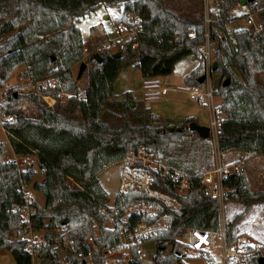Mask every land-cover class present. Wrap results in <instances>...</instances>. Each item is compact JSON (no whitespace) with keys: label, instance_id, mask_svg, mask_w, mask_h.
<instances>
[{"label":"trees","instance_id":"16d2710c","mask_svg":"<svg viewBox=\"0 0 264 264\" xmlns=\"http://www.w3.org/2000/svg\"><path fill=\"white\" fill-rule=\"evenodd\" d=\"M254 1L258 4L261 0L247 4L251 11L259 9L261 31L228 28L234 20L230 10L239 0H216L217 9L210 10L209 41L214 45L215 72L222 75L213 93L222 98L220 110L226 115L217 130L222 154L239 151L246 157L264 155V84L258 80L264 73V6L253 7ZM101 3L118 9L133 6L141 26L138 46L126 45L119 57L101 48L88 54L87 87L80 95L71 74V67L84 55L77 22ZM203 30L202 14L183 15L166 0H0V87L23 66L24 74L33 79L57 75L63 91L69 93L64 101L58 97L51 108L37 95L10 92V103L4 107L15 117L14 122L1 123L14 154L35 155L44 175L41 182L33 184L44 196V206L29 199L30 227L33 232L44 231L45 244L36 249L37 256L58 264L53 247L62 235H55V231L64 226L65 235L73 242L67 255L69 264H88L75 259L79 251L90 254L95 264H106L104 253L116 250L120 242V224L115 223L112 229L105 226L110 212L118 210L120 214L123 207L136 201L160 203L169 224L167 229L136 242L126 264H142L139 244L148 240L154 241L153 264H189L184 261L186 255L181 253L183 245L178 239L183 231L188 227L218 229L219 204L206 192L201 173H197L211 154V139L208 142L188 128L197 123L195 117L170 122L145 110L130 92L117 99L112 89L120 69L128 65L139 68L144 78L172 73L178 62L196 54ZM95 53L100 61L93 57ZM203 76L204 64L198 62L184 75L183 82L188 87L203 86L204 81H199ZM223 79H228L226 85ZM22 100L36 113L30 115L17 108ZM170 127L175 130L170 131ZM193 135L195 141L185 144ZM140 147L151 148L168 164L166 175L155 174L153 189L172 198L177 207L137 192L117 194L112 207L106 206L108 194L98 182V172ZM190 152H202L203 160L197 162ZM178 170L192 176L184 195L177 192L179 179L173 177ZM35 173L7 160L6 148L0 142V251L7 250L15 264L33 261L26 240L21 239L28 223L22 219L21 207L26 196L23 186L32 183ZM223 186L227 189L224 203L233 201L240 206L225 224L226 241L231 244L237 241L240 221L251 206L264 204V190L251 191L243 171L229 173ZM142 219L131 214L124 224L131 229ZM259 257V253L246 257L245 263L260 264Z\"/></svg>","mask_w":264,"mask_h":264},{"label":"built area","instance_id":"2783aa9c","mask_svg":"<svg viewBox=\"0 0 264 264\" xmlns=\"http://www.w3.org/2000/svg\"><path fill=\"white\" fill-rule=\"evenodd\" d=\"M257 2H253L256 7ZM255 12L250 11L244 18L245 27L254 31H261L262 24L254 19ZM211 18L208 10L205 9L203 16L204 30L202 33L203 41L196 46V53L201 57L204 64L205 81L203 86L190 87L189 93L192 98L204 104L209 113L208 127L210 136L217 141V130L223 118V112L220 110V104H216L213 89L210 82V72L213 58L211 56V44L209 41V24ZM140 22L133 16L128 17L123 14L120 18L119 14H113L108 20V29L110 37H107L102 43L95 46V49H103L110 53L120 52L126 45L130 44L135 48L138 46V38L140 34ZM84 54V53H83ZM86 55V54H85ZM83 55V56H85ZM49 92H45L48 91ZM10 92L20 94H33L39 96L48 107H53L57 98L64 93L60 79L57 75L48 76L42 79H33L30 75L21 73L14 83L5 82L0 90V122H14L15 117L4 111V107L10 103ZM83 97V96H80ZM21 111H27L28 107L25 102L20 101L16 105ZM149 107L145 106L147 110ZM3 128V127H2ZM4 129V128H3ZM222 153L218 146L214 153V165L212 168L201 172L200 181L205 187L206 192L217 199L219 209L224 206V196L227 189L223 186V179L231 172H239V164L229 163L223 164L221 161ZM15 161V160H14ZM121 171L118 184V194H126L129 192H140L155 196L161 200H167L169 197L156 193L153 189L155 183V174L161 171L166 175L169 167L166 163L153 159L148 152V148L140 147L137 151H129L121 160ZM174 178L179 179L177 186L178 191L188 190L189 182L192 176L174 171ZM177 191V192H178ZM32 207L29 205V199L25 196L24 204L21 207L22 219L27 223V231L21 236L27 241L26 249L32 254L34 250V242L38 241L34 238V232L30 227V214ZM115 216L121 221L120 242L116 250H121L123 246L133 245L134 243L147 239L158 232L167 229L169 217L166 212H162L160 203L136 201L122 208V212L114 211ZM131 214L139 215L143 219L137 222L131 229L125 226V221ZM146 218L151 219L147 221ZM226 218L224 215L219 216L218 229H200L197 227L186 228L182 235L178 238L183 247L195 251L205 264H236V259L241 253L237 243H227L225 234ZM64 244L67 248L72 249L73 242L71 239L63 237ZM218 248V253L213 252V247ZM140 255L143 256L142 248L139 247ZM115 251V250H114ZM90 254H83L81 251L75 254V259L90 258ZM151 260V259H150ZM143 264V263H142ZM147 264V263H145ZM148 264H153L148 261Z\"/></svg>","mask_w":264,"mask_h":264},{"label":"rangeland","instance_id":"374dc122","mask_svg":"<svg viewBox=\"0 0 264 264\" xmlns=\"http://www.w3.org/2000/svg\"><path fill=\"white\" fill-rule=\"evenodd\" d=\"M166 1H167L168 6H170L173 9L180 10L183 15L192 14L195 17H197L200 14H202V16H204L205 9H207L209 17L211 18L210 10H209L208 6L206 5L207 4L206 0H166ZM207 1L210 5H213V3L215 1L216 8H214V6H213L212 9L213 10L217 9L216 0H207ZM262 5L264 6V0H261L256 6L261 7ZM120 9H118L116 7L105 6L103 3H101L95 9H93L89 13L85 14L84 17H82L77 22V25L80 28V31L82 33V37H83L84 41L88 40V35L91 32L92 26H97L98 30L102 29V31L105 32V35L107 37H110L111 35H110L109 29H108V20H109L111 15L117 13V10L120 11ZM247 11H248L247 6H241L239 4L235 5L230 11L231 12L230 16L234 20L228 24V28L229 29L233 28L235 26L236 20L241 19V18H243L242 20H244L245 16L248 14V13H246ZM244 13H246V14H244ZM106 14L109 15V18L107 20L104 19V15H106ZM99 38H102V33H100V32L95 34V39H99ZM84 45H85V42L83 44V53H84ZM95 48H93L88 54L93 52L95 50ZM211 56H212L213 61H214L215 60L214 45H211ZM85 57H87V55L83 56V58L80 61L76 62L71 67V74H72L73 79H76V85L78 88V93L80 95H83V93L87 87V78H88L87 72H88L89 67H90L89 63L86 61ZM193 58L195 60H197V62L203 63V60L201 59V57L197 53L193 56ZM81 61H84L86 63V68L81 73V75H78L79 63ZM179 64H178L177 68L175 69V71L173 72V74L171 76H169L170 79H172V80H173V78L175 79V81L173 80V83L170 84V86H176L177 83L180 84L181 79H180V75L178 74V71L180 68ZM130 67H135V66L131 65ZM24 69H25V67H23V66L16 68L13 71V73L11 74V76L7 82H9L10 84L14 83V80L15 81L17 80L19 75L24 72ZM136 71H138V74H137V72H130L129 74H127L125 72V70L119 71L118 75L116 76L115 80L112 83V89H113L114 94L117 95L116 96L117 99H123L125 96V93L130 92V91H131L130 93L132 94V96L135 99H137V101H139L138 99L142 98V88H141L142 76H141V74H139V70H136ZM262 74H264V73H262ZM262 74H259L260 76L258 75V80L263 77V76H261ZM221 80H222V75L220 73L215 72V71L210 72V82H211L212 89H217V87L221 83ZM223 80H225V79H223ZM262 82H263V80H262ZM3 86L0 87V90H1V88H3ZM68 96H69V93L64 92L59 96V100L64 101L67 99ZM22 101L25 102V104L28 107L27 111H25L24 113H27L30 115L33 113H36L35 109L30 104H28L25 100H22ZM214 101L216 104H220L222 102V98H220L219 96L214 97ZM148 104L150 106V110H147V111H149L150 113H152L154 115H159L160 117H162V118H164L170 122H174L177 119L182 118V117L187 116V115H193V116H195V118L199 124L208 126L209 113H208L206 106L204 104H201L199 102L194 101L187 94V92L178 91V90H168L163 94V98H161V99L157 98L155 101H151ZM224 117H226L225 114L223 115V118ZM209 138L211 139V144H212L211 154L207 157V159H205L203 161L202 166L198 169L197 173H201L205 170H208V169L212 168L214 165V160H215L214 159V153L216 151L217 141H215L211 136H209L207 138L208 142L210 141ZM195 139H196L195 135L188 136L185 144L186 143L191 144V140L195 141ZM0 142L4 143L8 150L10 149V145H9V142L7 141V137L4 136L3 132L1 131V128H0ZM148 152L150 153V156L153 159H156L158 162H160V158L156 152L152 151L151 148H148ZM188 154H191V158L197 159V162H199V160H201V159L203 160V153L202 152H199V153L196 152L195 154L190 152ZM223 154L221 156V161L223 164L228 163L232 160L234 161V159L236 158L231 154H224V155ZM6 156H7V153H6ZM258 156L262 157L264 155H258ZM14 157L16 160L15 163H16L18 168L24 169L26 167H30L34 171H36V173L33 177V182H41L42 181L43 175L39 169L38 160H37V157L35 155L27 156L26 162H24V160H23L24 156H22V155H16L15 154ZM251 157H255V156H251ZM239 160H240V158L235 159V161H239ZM245 165H246V162L244 163V166ZM167 166H168V164H167ZM120 171H121V163L115 162V163H112V164L104 167L97 174L99 184L102 186V188L108 194V203L106 205L108 208L112 207L114 198L118 194V184H119V178H120ZM178 172L184 174V172H182L180 170H178ZM157 173H161V171H158ZM252 184L253 185L250 187L251 191L264 190V181L263 182H261V181L252 182ZM177 191H178V189H177ZM137 193H140V192H137ZM178 193L180 195H184L187 193V190H184L183 192L178 191ZM140 194H143V193H140ZM39 196H41L42 199H45L41 193H39ZM161 201L165 202L169 207H172V208L177 207V202L174 201L170 197L167 200H161ZM256 205H259V204H256ZM230 206L237 207L238 208L237 211L240 210V206L237 202L227 201L224 203L223 209L222 210L219 209L220 210V216H222L224 214V212L226 213L228 211V209L230 208ZM254 206L255 205L251 206L249 211L244 215V217L240 221V223H242V225L244 227L242 231H241V229H242L241 224H239V236H238V239L235 243H237V245L239 246V248H240L239 250L241 251V253L239 254V256L236 259V264H244L246 257L253 256L256 253H259L260 257H264V243L259 244L257 242V238L255 239V242H257V243H255V242L246 243V241H247L246 237L248 235H252V236L256 237L255 236L256 231H254L251 228L249 229V226H248L249 223L254 222L252 218L248 217V214L253 210ZM115 211H118V210H115ZM260 211H261V217L264 218V210H262L260 208ZM246 219H247V221L245 222V225H244L243 220H246ZM259 221H261V220L259 219ZM115 223H119L120 229H121V227H122L121 221L116 218L115 212L112 211V212H110V217L107 220V222L105 223V226L107 228L112 229L114 227ZM254 223H256V222H254ZM254 225L256 226L258 224H254ZM65 231H66V227H64V226L58 227L55 231V235H57V234L62 235L60 239H57V241L53 247V250L55 252V256H56V260H57L58 264H69V259H68L67 255L69 254L68 251H70L71 249L67 248L64 244L63 237L68 238L65 235ZM43 232H44L43 230H38V231L33 233L34 238L38 241L34 242V250L35 251L33 252L32 264H49L45 258L37 256V251H36V249H38L39 247H41L45 244V241L43 240V238H44ZM94 233H95V235H98L97 228L94 229ZM26 245H27V241H26ZM133 245H130V246L125 245L122 247L121 250L105 252L103 256H104V260H105L106 264H126L127 260L130 258V251H131V247ZM139 247H141L143 249L142 250L143 256L140 255L141 263H143V264L147 263L148 264V261H151L150 260L151 256L154 254V251H155L154 241L148 240L142 244H139ZM212 250L214 252L218 253V248L216 246L213 247ZM181 253L186 255V257L184 258V261L189 263V264H205V260L202 259L195 251H193L191 249H186L185 247L181 246ZM79 260H84L88 264H95L94 261L91 260V257L87 258V259L80 258ZM0 264H15L13 257L5 249H3L2 252H0Z\"/></svg>","mask_w":264,"mask_h":264},{"label":"crops","instance_id":"0c3cea01","mask_svg":"<svg viewBox=\"0 0 264 264\" xmlns=\"http://www.w3.org/2000/svg\"><path fill=\"white\" fill-rule=\"evenodd\" d=\"M206 3H207L206 5L208 6L209 10H212L213 6H214V8H216L215 1H214L213 5H210L207 0H206ZM238 4L241 5V6H247V10L248 11L246 13H249L252 10L251 5H248L247 3L245 5H242L239 2ZM258 10L259 9H256L254 11L255 12L254 19L261 23L259 15H258L259 14ZM121 13L126 15V16H128V17L135 16L134 9H133L132 5H126L125 7L121 8L120 11L117 10V13H115V14H121ZM246 13H244V14H246ZM230 14H231V12H230ZM108 18H109L108 14L104 15V19L107 20ZM242 19L243 18L236 20L235 21V26L233 28H230V30L236 29V28H240V27H245L244 20H242ZM98 32L102 33V38L95 39V34L98 33ZM106 38H107V36L105 35V32L102 31V29L98 30L97 26H92L91 27V32L88 35V40L84 41L85 42L84 54L88 55V53L93 48H95V46H97L98 44L102 43ZM178 64L180 66L179 71H178V74L180 75V79H181L180 80V84L177 83L176 86H170V84H172L173 80L175 81V79L173 78V80H172V79L169 78V76H171L173 74V72L177 68ZM197 64H198L197 60H195L193 57H190V58H186V59L178 62L175 65V68H174L173 72L168 74V75L156 76V77H152V78H144V77H142V79H141L142 98L138 99V100L144 106V109H145V106H148L149 108L147 110H150V106H149L148 103L151 102V101H155L157 98H160V99L163 98V94L166 91H168V90L184 91V92H187V94L192 98V96L189 93L190 87H188V86H186L184 84L183 77H184V75L186 73H188L191 69H193ZM130 66L131 65L123 67V68L120 69V71H122V70L124 71L125 70V72L127 74H129L130 72H137V74H138V71H136V70H139V68H137L136 66L135 67H130ZM132 66H134V65H132ZM139 74H141L140 70H139ZM261 76H263V77L261 79H259V80L261 82L263 80L262 83L264 84V74H262ZM187 116H193V115H187ZM187 116H184V117H187ZM184 117H182V118H184ZM193 117H195V116H193ZM179 119H181V118H179ZM0 128H1V131L3 132L4 136L7 137V133L2 128L1 122H0ZM7 141L9 142L8 138H7ZM9 145H10V143H9ZM4 146H5V144H4ZM5 148H6V146H5ZM6 153H7V156H6L7 160H15V157H14L15 154H14V152L12 150L11 145H10V149L9 150L6 148ZM224 154H231L234 157H236L235 159L240 158L239 161H235V159H234V161L232 160V161H230L228 163H234V164H239L240 165L239 171H243L244 172L250 187L253 185L252 182H257V181L263 182L264 181V156H262V157L261 156H255V157H247L246 158V156L244 155L245 153L244 152H239V151H229V152L224 153ZM27 156H29V155H27ZM27 156H24V159H23L24 162H26ZM30 156H32V155H30ZM15 162H16V160H15ZM245 162H246V165L244 166ZM228 163H225V164H228ZM19 169H23V168H19ZM42 177L44 178V175ZM43 178H42V180H43ZM34 183H37V182H33V180H32L31 184L23 186V191L25 192V195H26V197H28V199L34 200L38 205L43 207L44 203H45V199H42V197L39 196L40 192L38 193V191H36L33 188V184ZM263 206H264V204L255 205L253 207V210L248 214V217L252 218L253 221L256 222V223H254V222L253 223H249V225H248L249 229L251 228L254 231H256V234H255L256 237H254L252 235H248L246 237L247 238L246 243L255 242L256 238H257V242L259 244L260 243L261 244L264 243V218L261 217V211H260V208L262 210H264ZM237 210H238L237 207L230 206L228 211L226 213L224 212L223 215H224V217L226 219H229L233 215V213H235ZM259 219L261 221H259ZM246 221H247V219L243 220L244 225H245ZM240 224H241V227H242V229H241V231H242L244 227H243L242 223H240ZM254 224H258V225L255 226ZM257 242H255V243H257ZM2 251L3 250H1L0 252H2Z\"/></svg>","mask_w":264,"mask_h":264},{"label":"water","instance_id":"95a60500","mask_svg":"<svg viewBox=\"0 0 264 264\" xmlns=\"http://www.w3.org/2000/svg\"><path fill=\"white\" fill-rule=\"evenodd\" d=\"M239 1H240V3L242 5H245L246 3L251 2L252 0H239ZM119 56H120V52L113 53V57H119ZM93 57L97 58L98 61L101 60L100 55H98L97 53H95L93 55ZM85 68H86V63L84 61H81L79 63V73H78V75H81V73L84 71ZM216 69H217V62L214 60L212 62L211 71H216ZM199 81L200 82L205 81V76L201 77L199 79ZM227 83H228V79H225L224 82H223V85H226ZM188 128L190 130L196 131L197 134L203 139H207L210 136V129H209V127L207 125H201V124H198L196 122H193V123H191L189 125ZM169 130L173 131V130H175V128L174 127H170ZM178 130H181V129H178ZM258 262L260 264H264V257H259L258 258Z\"/></svg>","mask_w":264,"mask_h":264}]
</instances>
